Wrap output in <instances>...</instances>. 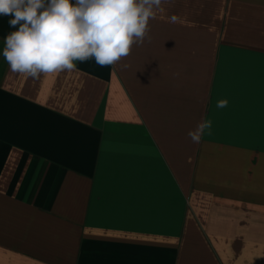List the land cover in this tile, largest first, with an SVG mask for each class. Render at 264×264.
<instances>
[{
    "label": "crops",
    "instance_id": "obj_1",
    "mask_svg": "<svg viewBox=\"0 0 264 264\" xmlns=\"http://www.w3.org/2000/svg\"><path fill=\"white\" fill-rule=\"evenodd\" d=\"M163 7L117 64L38 78L0 15V264H264V0Z\"/></svg>",
    "mask_w": 264,
    "mask_h": 264
},
{
    "label": "clouds",
    "instance_id": "obj_2",
    "mask_svg": "<svg viewBox=\"0 0 264 264\" xmlns=\"http://www.w3.org/2000/svg\"><path fill=\"white\" fill-rule=\"evenodd\" d=\"M174 0H0V15L9 16L15 31L4 39L2 55L13 73L41 74L76 71L77 63L94 59L113 66L142 45L149 21ZM169 23H182L175 14ZM123 67H128L127 64ZM179 75V73H174ZM226 99L218 100L223 109ZM212 121L202 119L187 137L198 144L211 134Z\"/></svg>",
    "mask_w": 264,
    "mask_h": 264
}]
</instances>
